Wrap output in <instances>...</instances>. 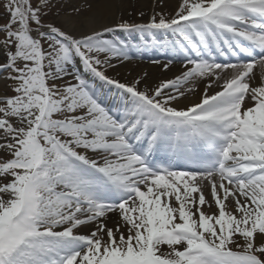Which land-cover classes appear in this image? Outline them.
<instances>
[{
    "label": "snow or ice",
    "instance_id": "obj_1",
    "mask_svg": "<svg viewBox=\"0 0 264 264\" xmlns=\"http://www.w3.org/2000/svg\"><path fill=\"white\" fill-rule=\"evenodd\" d=\"M53 6L6 0L0 26V264H264V0ZM119 33L179 73L109 76Z\"/></svg>",
    "mask_w": 264,
    "mask_h": 264
},
{
    "label": "bare ground",
    "instance_id": "obj_2",
    "mask_svg": "<svg viewBox=\"0 0 264 264\" xmlns=\"http://www.w3.org/2000/svg\"><path fill=\"white\" fill-rule=\"evenodd\" d=\"M80 6H78V9L80 10V16L83 18L82 21L86 22L87 26H91L90 18L91 17H97L100 19L102 23H111L114 19L118 20L119 13H123L124 9L128 6L129 0H79ZM137 1V0H136ZM141 5H147L149 3H152L154 0H140ZM159 2V0H158ZM167 7L174 8L176 4V0H166ZM62 13H66L67 10L61 11ZM144 13L146 11H143ZM148 14L145 13L144 16L140 15V21L141 20H147ZM119 35L123 38L131 42H137L138 49L134 51L135 54L133 58L129 59L128 61L123 62L122 64L118 65L116 68V72L121 75L130 74L129 80H133L138 75L143 77V74L145 72L148 73V75L152 79L157 78H170L173 77L175 74H178L181 69L180 63H174L171 65L170 71L164 72L162 71V68L160 66H157L156 64H153L151 61L159 58V60H166L167 55L163 54L162 57H160L162 54V50H146V51H140L139 50V41L140 37L138 34H128V33H119ZM132 53V54H133ZM257 74H259V69H256ZM120 80L121 82H126L123 79L116 78ZM2 82V81H1ZM1 86V83H0ZM106 94L111 97V93H107V90L105 89ZM191 99H195V97H192Z\"/></svg>",
    "mask_w": 264,
    "mask_h": 264
},
{
    "label": "rangeland",
    "instance_id": "obj_3",
    "mask_svg": "<svg viewBox=\"0 0 264 264\" xmlns=\"http://www.w3.org/2000/svg\"><path fill=\"white\" fill-rule=\"evenodd\" d=\"M35 3V0H33ZM140 0H129L128 6L124 9L123 13H119L118 20H128V21H137L140 22V13L143 11H146L148 15L151 13L152 8L154 5L158 3V0H154L152 3H149L147 5L142 6ZM6 0H0V26H2L4 23L8 20V12L5 8ZM79 0H54V6L50 13V18H54L56 15H59L61 19L65 17V15H71L75 17V10L78 9V6H80ZM67 10L66 13H62L61 11ZM173 8L166 7L165 11H172ZM144 13V12H143ZM82 17H79V20L82 21ZM120 36V35H119ZM120 38H122L120 36ZM123 39V38H122ZM133 57V56H132ZM107 74L109 76H113L115 78H120L125 81H130L129 77L130 74L121 75L116 72V69H109ZM2 80V82H1ZM0 89L7 86V82L4 79L3 76L0 77ZM81 231H85L84 229H81Z\"/></svg>",
    "mask_w": 264,
    "mask_h": 264
}]
</instances>
